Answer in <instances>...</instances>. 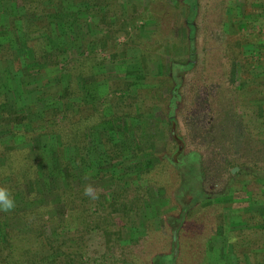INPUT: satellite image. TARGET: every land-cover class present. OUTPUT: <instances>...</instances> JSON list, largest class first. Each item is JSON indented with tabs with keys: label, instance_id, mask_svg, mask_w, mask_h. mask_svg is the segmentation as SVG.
<instances>
[{
	"label": "rangeland",
	"instance_id": "obj_1",
	"mask_svg": "<svg viewBox=\"0 0 264 264\" xmlns=\"http://www.w3.org/2000/svg\"><path fill=\"white\" fill-rule=\"evenodd\" d=\"M8 2L11 3V0ZM104 2L115 3L107 12V21H113L111 29L107 26L109 36L106 35L107 30L103 32L109 46L106 50L99 47L100 57H104L102 70L86 80L91 88L97 79L102 86L97 87L94 96L88 95L84 105L74 104L71 113L76 119L95 109L103 110L105 114L119 110L143 114L140 121L145 123L147 136L140 143V148H151L157 165L141 182L143 189L140 193L147 195L143 211L133 213L126 222L118 219L119 224L126 223L127 226L123 227L122 239H112V247L108 249L104 236L93 230L80 247L82 260L87 264H172L169 255L159 253L174 251L180 264H222V259L235 262L237 255L227 252L229 249L232 251V242H238L237 251L241 252L238 262L251 263L264 259V251L260 249L257 252L256 248L259 247L256 243L260 231L257 235L252 230L243 234L236 230V237L226 242H222L224 239L215 233L223 211L232 213L224 223L225 227L238 229L240 224L235 223H242L255 209L254 206L264 205V0H197L198 8L193 18L196 25L193 41L195 65L182 71L179 65L192 58L187 0ZM5 6L8 7L7 3ZM3 9L4 2L0 0V11ZM80 10L77 15L84 25L97 21L103 12L101 9L89 13L83 8ZM104 24L101 23L98 28L104 27ZM80 29L78 25H72L68 31L73 38ZM85 29L84 26V32ZM92 31L91 28V35ZM80 39L73 41V55L91 50L90 44ZM38 67L46 70L43 65H24L22 68L26 73H35ZM178 74L181 83L172 109L173 117L170 118V91ZM85 79L81 80L83 85ZM126 81L138 82L128 89L130 96L126 101L116 106L117 98L112 96V91L117 87L123 88ZM79 100L80 97H75V102ZM32 107L26 112L27 116L37 119L39 104ZM119 119L116 117L111 125L97 126L94 131H88L91 140L88 147H91L93 155H104L96 153L93 147L102 144L104 129L117 130ZM125 119L130 126L127 131L135 133L134 125L132 127L134 119ZM39 125L40 121L33 124L36 128ZM170 130L174 131L177 141L171 138ZM174 141L179 144L177 148L173 147ZM19 144L26 145V142L20 140ZM37 148L32 149L31 155L39 161ZM192 152L198 155L197 165L194 166L198 170L201 168L200 183L206 195L202 198V192L199 200L186 212L183 211L185 219L180 228L184 229L186 237L180 240L178 234L174 243L170 222L178 223L176 220L182 208L176 200L179 190L176 169L167 162L165 155L174 159L182 157L185 161L183 166L188 168L186 159ZM64 154L65 151L55 149L50 155L49 159L57 169L62 167L59 161ZM70 155L74 167L77 164L76 155H79L77 149L71 150ZM101 157L104 159V156ZM147 157L146 153H141L140 166H144ZM18 160H21L20 153ZM114 161L119 163V160ZM4 162L7 161L0 159V164ZM235 166L238 168L233 173ZM104 176L80 185L90 184L93 194H108L116 189V185H111L110 178ZM38 181L16 189L20 198L15 199L13 209L30 206L31 202L21 200L28 192H37V201L54 196L49 191L50 186L46 188L44 185V180ZM129 191L131 196L135 194L132 188ZM191 197L188 193L183 200L189 201ZM16 221L17 218L11 224ZM189 243L190 248H186ZM183 247L186 250L181 255ZM252 247L255 248L251 250ZM73 249L78 248L71 247Z\"/></svg>",
	"mask_w": 264,
	"mask_h": 264
},
{
	"label": "trees",
	"instance_id": "obj_2",
	"mask_svg": "<svg viewBox=\"0 0 264 264\" xmlns=\"http://www.w3.org/2000/svg\"><path fill=\"white\" fill-rule=\"evenodd\" d=\"M1 1L4 2V9L0 11V159L7 162L0 164V185L7 186L14 199H17V188L25 184L39 183L38 180L42 179L46 188L50 186L49 191L55 197H47L45 194L46 200L37 201L35 197L38 193L28 192L21 200L31 202L30 206L8 212L0 211V264H87L82 260L83 251L80 249L85 238L96 230L104 236L108 249L112 247V239H122L123 227L127 226L126 223L119 224L118 219H124L126 222L130 220V216L132 218L133 213L143 211L147 195L140 193L143 189L141 182L157 165L151 148H140V143L147 136L145 123L140 121L143 114L120 110L105 114L103 110L95 109L88 114H81L76 119L71 113L74 104L84 105L89 99L88 95L94 96L97 87L102 86L97 79L91 88V84L86 80L88 76H96L102 70L104 57H100L99 47L108 49V39L104 37L103 32L108 27L111 29L113 21H107V12L115 3L104 0H11V3L8 0ZM6 3L8 7L5 6ZM187 3L192 58L179 65L180 71L195 65L193 41L196 25L193 18L198 4L197 0H187ZM82 8L87 13L96 9L103 12L99 14L97 21L84 25L77 15ZM101 23H105V26L98 28ZM72 25L81 28L74 39L68 31ZM107 32L108 30L106 35L109 36ZM94 35L95 38H91ZM78 38L90 44L91 50L88 53L82 52L78 56L71 53L73 41ZM24 65H43L46 70L42 71V68L38 67L35 73H26L22 68ZM179 77V74L176 75L174 87L170 91V118L173 117L172 109L178 97L181 83ZM84 79L83 85L81 80ZM137 82L126 81L123 88L117 87L112 91V96L117 98L116 106L126 101L130 96L128 89ZM75 97H80V100L75 102ZM36 103L39 108L35 116L37 119H34L27 116V113ZM125 116L134 119L132 127L134 125L135 133L127 131L129 124ZM116 117L121 118L116 122L117 130L104 129L102 144L98 143L93 147L96 153L104 155H93L91 147H88L91 143L88 131H94L97 126L111 125ZM39 121L40 127H34L33 124ZM121 128L124 129L119 130ZM169 132L171 138L175 139L174 131ZM20 140L26 142V145L19 144ZM176 141L173 147L177 148L179 144ZM36 147H39V161L31 155L32 149ZM75 148L79 155H76L77 164L73 167L70 151ZM55 149L65 151L60 161L57 158L59 165H62L58 169L49 159ZM142 152L148 155L144 166L139 164ZM19 153L21 160H18ZM101 156H104V159ZM166 156L167 162L176 169L179 185L175 187L179 188L177 192L180 193L176 195V200L182 208L181 215L176 220L178 223L170 222L172 240L175 243L178 234L180 240L186 237L183 234L184 229L180 228L185 219L183 211L186 212L187 208L196 203L203 192L200 183L202 171L194 166L198 160L195 152L187 155L188 157L183 155L184 158L187 157L188 168L183 166L185 161L182 157L174 159L171 155ZM114 160H119V163ZM103 174L110 178V184L116 185V189L108 194L95 193V199L84 195L85 185L80 184H86L87 180L91 182L100 179ZM262 177L264 178V175ZM129 188L135 192L134 195H130ZM188 193L192 196L191 200L184 201L183 198ZM202 195L204 198L206 192ZM254 207L250 215L245 220L242 219V223H235L240 224L238 229L225 227L224 223L230 219L232 213L223 211L218 229H215V233L224 239L222 242L236 237V230L241 234L252 230L257 235L260 231L256 243L259 247L256 248L257 252L260 249L264 251V205ZM57 208H60V212ZM15 218L17 221L11 224ZM191 237L194 238L193 235ZM237 244L238 242H232V251H227L234 252L233 256L237 255L235 262L222 259V264H264V259L251 263L238 262L241 252L237 251ZM182 245L184 246L183 243ZM190 246L189 243L186 248ZM71 247L78 249L71 250ZM186 248L181 249V255L182 252L185 253ZM253 248L255 247L251 250ZM159 254L169 255L172 264H180L174 251ZM205 254L207 255V251Z\"/></svg>",
	"mask_w": 264,
	"mask_h": 264
},
{
	"label": "clouds",
	"instance_id": "obj_3",
	"mask_svg": "<svg viewBox=\"0 0 264 264\" xmlns=\"http://www.w3.org/2000/svg\"><path fill=\"white\" fill-rule=\"evenodd\" d=\"M94 189L89 184L84 188V195L95 199L96 196L93 194ZM15 207V199L11 193V190L4 185H0V211H10Z\"/></svg>",
	"mask_w": 264,
	"mask_h": 264
},
{
	"label": "water",
	"instance_id": "obj_4",
	"mask_svg": "<svg viewBox=\"0 0 264 264\" xmlns=\"http://www.w3.org/2000/svg\"><path fill=\"white\" fill-rule=\"evenodd\" d=\"M237 166H235L233 169H232V172L234 173L236 170H237Z\"/></svg>",
	"mask_w": 264,
	"mask_h": 264
}]
</instances>
